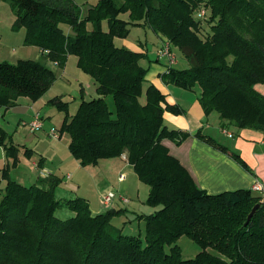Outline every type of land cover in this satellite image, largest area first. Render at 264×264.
<instances>
[{"label":"trees","instance_id":"16d2710c","mask_svg":"<svg viewBox=\"0 0 264 264\" xmlns=\"http://www.w3.org/2000/svg\"><path fill=\"white\" fill-rule=\"evenodd\" d=\"M3 1L10 3L15 17L12 29L24 30L25 46L40 49L44 61L60 67L69 55L76 56L78 67L96 84L98 97L82 100L58 130L68 135L71 155L81 167L125 155L148 187L145 204L157 210L140 216L145 230L141 239L112 225L118 212L93 215L83 198L56 199L57 178L24 186L5 177L0 264H264L262 197L252 190L212 195L197 188L162 143L179 145L187 137L163 121L166 110L176 114L178 109L167 105L152 84L140 102L146 83L140 61L146 55L114 44L115 38L128 36L130 25L149 28L190 64L186 70L169 67L162 75L165 83L197 87L205 114L217 113L228 126L264 136V95L255 89L264 85V0H98L83 15L73 0ZM201 9L208 11L203 18ZM121 14L129 20L119 18ZM63 24L72 34L62 31ZM54 81L45 63L0 62V108L15 106L21 96L35 100ZM106 96L114 101V117ZM52 103L66 111L60 99ZM16 151L11 146L5 155L15 160ZM231 157L242 163L236 154ZM61 207L72 216L57 218ZM182 236L200 247L192 259H183L176 245Z\"/></svg>","mask_w":264,"mask_h":264},{"label":"rangeland","instance_id":"374dc122","mask_svg":"<svg viewBox=\"0 0 264 264\" xmlns=\"http://www.w3.org/2000/svg\"><path fill=\"white\" fill-rule=\"evenodd\" d=\"M73 2L79 6L81 15H83L98 0H73ZM207 14L208 11L199 10V15L202 18ZM11 18H14V15H12L10 3L0 0V31L5 39L12 40V44L4 46L5 50L3 53L0 52V62L16 64L19 60L28 59L45 63L53 72L55 81L35 100L21 96L17 99L15 106L8 109L0 108V128L4 133V137L0 140V188L4 186V183L6 184L5 177L21 185L30 186L41 175H53L60 181L55 190L56 199L79 197L86 199L90 208H100L103 205L104 197L109 194L113 195L109 202L110 206L115 199L114 190L117 189V186L122 188L126 184L131 194V196L125 194L123 196V199L129 201V204L125 206L126 209L141 213L157 210V208L145 204L148 187L138 180L125 161L119 157H113L99 160L94 166L81 167L68 150L69 137L67 134L63 133L58 139L48 137L47 133L50 130L60 129L66 115L72 116L75 113L82 100L90 101L98 97L96 84L88 74L78 67L76 56L69 55L60 67L52 62L44 61L40 54H37L38 49H34L33 46L24 47L22 42L24 30L14 31L12 29V31L9 27ZM119 18L125 21L129 20L128 14H121ZM203 25L205 26V24ZM87 27L90 29V25ZM60 28L66 35L72 34L68 25H60ZM102 29L107 30L106 21L102 22ZM17 38L21 41L17 42ZM162 39H164L162 36L156 35L142 25H130L126 38L114 39L116 47H123L146 55L140 61V65L146 69L145 79L147 82L145 85L148 83H153L156 86L160 84L162 75L168 69L166 59L157 55V45ZM1 41L3 40L1 39ZM168 46L175 58L172 68L188 69L190 64L181 52L170 43ZM24 49L31 50L33 53L29 56L22 55L21 52ZM256 88L264 95V85H257ZM55 99H60L66 105V111L59 110L53 105L52 102ZM104 100L114 117L115 105L112 97L106 96ZM140 102H144L143 95ZM36 114L41 119L43 127L30 133L28 124ZM11 146L17 148L15 160L5 155ZM121 172H128L126 182L119 180L118 177L123 175L118 176ZM131 173H133L132 178ZM65 175H70L71 179L66 180ZM262 201H264V197H262ZM55 215L59 219H67L72 216V213L65 207H61L57 209ZM111 223L114 227L122 229L124 235L144 238V225L128 218V216L122 218L118 223L113 220ZM176 245L180 248L183 259H192L200 252V247L186 236L180 237ZM169 249V246H165V252H169Z\"/></svg>","mask_w":264,"mask_h":264},{"label":"crops","instance_id":"0c3cea01","mask_svg":"<svg viewBox=\"0 0 264 264\" xmlns=\"http://www.w3.org/2000/svg\"><path fill=\"white\" fill-rule=\"evenodd\" d=\"M12 15H14L13 12ZM14 19L15 17L11 18L9 26L11 30ZM1 39L3 41H1ZM19 41H21V39L17 38V42ZM162 41L163 39L160 40L157 45V50L160 48ZM8 44H12V40L10 38L5 39L0 31V52L3 53L5 50L4 46ZM33 48L36 50L38 49L36 47ZM32 53L31 50L27 49L21 52V54L25 56H29ZM37 54H40L41 57L45 55L40 49H38ZM149 84L154 85L153 83L144 85L143 96ZM154 86L165 97V103L176 107L179 111V113L176 114L167 110L163 113L165 126L169 129L187 134L185 140L179 145L174 144L170 140H163L162 143L168 149L169 154L177 159L186 169L197 188L208 194L214 195L237 190H252L254 185L260 184L263 186V191L253 193H255L256 196L264 197V136L262 133L248 129L238 130L228 126L220 119L217 113L212 112L210 114H205L199 103L200 91L197 87H194L192 90L182 89L175 85L167 84L163 80H161L160 84ZM202 137L210 138L213 143L206 142ZM218 146L225 150L218 148ZM231 153L236 154L242 163L232 158ZM119 159L126 162L125 155L120 156ZM127 166L133 172L132 167L128 164ZM133 173H131V178ZM120 175L124 178L123 180L125 182L128 180V172H121L118 176ZM49 177L56 178L53 175H41L37 180L47 179ZM64 178L69 181L71 176L65 175ZM118 178L120 180V177ZM4 186H2V188ZM114 193L115 202L113 201L110 206L102 205L100 208H90L89 205L91 213L96 215L106 211L118 212V214L112 218L115 223H118L122 218L128 216V218L130 217L139 224L144 225L140 216H147L156 211L154 209L153 212L143 211L144 213H141L126 209L125 206L129 204V201L127 203L123 202V196H131L129 187H127L126 184H124L122 188L117 186Z\"/></svg>","mask_w":264,"mask_h":264},{"label":"built area","instance_id":"2783aa9c","mask_svg":"<svg viewBox=\"0 0 264 264\" xmlns=\"http://www.w3.org/2000/svg\"><path fill=\"white\" fill-rule=\"evenodd\" d=\"M200 16V15H199ZM169 43L167 41H163L160 48L158 49L157 55L158 57H164L167 61V67H171L175 63V58L172 56L170 50H169ZM30 132L34 133L37 130L42 129L43 123L39 116L36 114L32 121L28 124ZM48 137L50 139H58L60 138V133L57 129H52L48 132ZM120 180H123V177L120 176ZM253 192H262L263 191V186L260 184L254 185L252 188ZM111 196L112 194H109L108 196L104 197L102 200V204L104 206H109V202L111 201ZM123 202L127 203L126 199H122Z\"/></svg>","mask_w":264,"mask_h":264},{"label":"water","instance_id":"95a60500","mask_svg":"<svg viewBox=\"0 0 264 264\" xmlns=\"http://www.w3.org/2000/svg\"><path fill=\"white\" fill-rule=\"evenodd\" d=\"M258 207H259V205L257 204V205H255V206L252 208L250 214H249L248 217H247V221H249V220L251 219V217L254 215V213H255V211H256V209H257Z\"/></svg>","mask_w":264,"mask_h":264}]
</instances>
